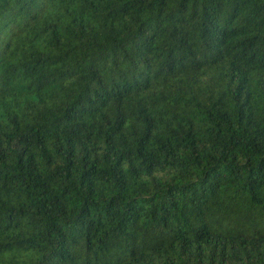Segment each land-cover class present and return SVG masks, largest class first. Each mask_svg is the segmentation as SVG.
<instances>
[{
    "label": "trees",
    "instance_id": "obj_1",
    "mask_svg": "<svg viewBox=\"0 0 264 264\" xmlns=\"http://www.w3.org/2000/svg\"><path fill=\"white\" fill-rule=\"evenodd\" d=\"M0 264H264V0H0Z\"/></svg>",
    "mask_w": 264,
    "mask_h": 264
}]
</instances>
